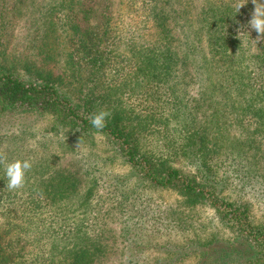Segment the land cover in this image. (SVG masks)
<instances>
[{
    "label": "trees",
    "instance_id": "1",
    "mask_svg": "<svg viewBox=\"0 0 264 264\" xmlns=\"http://www.w3.org/2000/svg\"><path fill=\"white\" fill-rule=\"evenodd\" d=\"M172 1L176 4L175 11L156 1L149 4V18L156 28L155 35L150 43L133 46L130 56L134 58L132 72L138 83L147 91L164 87L166 102H177L178 107L171 111L180 107L173 72L181 62L185 66L203 61L206 73L214 61L222 68L218 82L213 84L207 76L209 86L202 87V84L178 113L182 121L190 123L193 117L190 110L205 104L214 105L213 110L209 109L208 117L202 114L203 120L198 126L183 125L185 132L178 145L179 155L186 154L194 168L193 173L173 165L166 152L144 147L140 142L144 123L134 121L132 112L118 104L107 103L108 90L102 85V79L109 70V61L114 60L106 50L111 41V0H68V6L80 16L78 21L70 16L69 24L67 16L66 21L60 23L68 26L70 31V50L66 55L72 60L74 72L86 67L88 81L92 82L86 92H79L71 99L50 78L36 74L21 78L0 63V112L36 110L48 113L53 117L55 130L66 129L72 143L86 141L90 145L95 135H102L115 146L114 150L128 165V173L113 175L109 180L98 171L94 177L96 183L105 179L113 185L115 203L126 204L131 210V214L123 219L125 226L120 234L126 245L123 264H180L191 254L193 264H264V222L251 221L245 202L222 196L223 179L218 178L206 161L212 151L206 142L209 140L207 129L219 128V120L228 113L227 108L233 110L238 122L246 118L251 124H264V37L256 42L258 34L248 24L249 13L255 6L245 4L236 12L237 0H201L196 6L188 0ZM258 2L264 3V0ZM191 12H195L193 18L189 15ZM179 21L180 31L189 34L188 40L182 41L183 59L179 57L178 46L173 45L174 26ZM187 21L189 24L197 22L193 30ZM190 56L193 60L188 63ZM189 76L193 79L192 74ZM79 77L76 80L86 81ZM98 85L100 93L96 94L93 88ZM215 86L219 87L218 97H215ZM216 105L219 108H215ZM102 109L110 111L111 116L103 129H96L90 120ZM133 178L136 182L129 188ZM140 182L151 188L172 190L183 206H209L230 237L223 239L210 234L177 245H161L159 248L165 253L161 259L153 263L138 262L137 256L144 248L142 236L149 232L147 225L153 219L151 215L141 216L134 212L139 210L135 208L136 202L143 197L138 190L143 184L137 186ZM6 185L7 178L0 177V264H91L100 256L101 244L87 227L88 212L83 213L88 205L86 202H91L90 188L81 193L80 199L77 196L71 200L77 181L71 175L62 174H53L48 183L25 182L18 190H9ZM74 206L82 207L79 216ZM117 209L118 213L124 214L123 210Z\"/></svg>",
    "mask_w": 264,
    "mask_h": 264
},
{
    "label": "rangeland",
    "instance_id": "2",
    "mask_svg": "<svg viewBox=\"0 0 264 264\" xmlns=\"http://www.w3.org/2000/svg\"><path fill=\"white\" fill-rule=\"evenodd\" d=\"M67 1L62 2V5L65 2L62 9L61 0H0V63L21 78L34 74L50 78L60 91L74 99L79 92L84 94L92 82L88 81L86 67L74 72L72 60L66 55L70 50V31L68 26L60 23L66 21L67 16L68 24L71 23L70 16H74L75 21L80 16V13L77 14L74 8L68 6ZM155 1L175 11L176 4L172 0H111V41L106 50L114 60L109 61V70L102 79V85L108 90L107 103L118 104L132 112L134 121L144 123L140 134V142L144 147L166 152L173 165L184 172L193 173L194 168L186 154L179 155L178 145L185 126H198L203 120L202 114L208 117L209 109L213 110L214 105L205 104L199 109L190 110L193 116L190 123L182 121L178 113L183 111V103H187L185 101L189 100V96H195L202 84V87L209 86L207 76L213 84L218 82L222 68L214 61L206 73L203 61L185 66L181 62L173 72L181 102L179 109L173 111L172 108L176 109L178 104L166 102L164 87L147 91L143 84L138 83L132 72L134 58L130 54L133 46L148 44L155 35L156 28L148 12L149 4ZM188 2L196 6L201 0ZM240 2L237 0L235 4ZM246 4L254 6L251 1ZM253 10L251 8L249 14ZM189 15L193 18L195 12ZM180 22L174 26L176 31L173 45L175 48L178 46L179 57L183 59L182 41L188 40L186 37L189 34L184 35V31H180ZM196 23L188 22L189 27L192 26L190 29L193 30ZM192 60L190 56L188 63ZM73 63H76L75 59ZM191 74L193 79L189 76ZM77 77L86 78V81L76 80ZM99 88L100 85L93 88V91L100 93ZM218 89H214L215 97H218V93L220 96ZM216 107L219 108L218 105ZM226 110V114L219 120V128L207 129L209 140L206 142L212 151L206 161L218 178L223 179L222 196L228 200L245 202L251 221L263 223L264 124H251L246 118L238 122L233 110ZM84 142L72 143L66 129L56 131L53 117L48 113L36 110L0 112V150L7 154L9 162L16 159H30L33 162L32 169L26 173L27 183H48L53 174L71 175L77 181L76 192L71 195V200L77 196L80 199L81 193L90 188L91 202H86L88 205L83 213L88 212L87 227L96 234L102 250L91 264H123L126 261V245L120 234L125 226L123 219L125 215L131 214V210L126 204L119 206L115 203L116 189L113 185L106 183L105 179L96 183L95 177L100 171L111 180L113 175L127 174L129 168L114 150L115 146L102 135H95L90 145ZM0 177H6L3 165H0ZM135 182V178L131 179L128 187ZM140 184L143 186L138 190H141L143 197L136 202L135 208L139 210L134 212L141 216L151 215L153 219L147 225L149 232L142 236L144 248L137 256L138 262L153 263L161 259L165 255L159 248L161 245H177L210 234L223 239L230 237L209 206L186 207L172 190L151 188L144 182L137 186ZM74 207L79 216L82 207ZM117 208L123 210L124 214L118 213ZM193 263L194 257L191 254L180 264Z\"/></svg>",
    "mask_w": 264,
    "mask_h": 264
},
{
    "label": "clouds",
    "instance_id": "3",
    "mask_svg": "<svg viewBox=\"0 0 264 264\" xmlns=\"http://www.w3.org/2000/svg\"><path fill=\"white\" fill-rule=\"evenodd\" d=\"M251 2L255 7L248 24L257 32V42L261 37H264V3H259L258 0H251ZM246 3L247 0H241L236 5V12H239L240 8ZM110 116V111L102 109L92 115L90 123L96 129H103ZM0 165L4 166L5 176L8 181L6 187L9 190H18L24 187L26 173L32 169L33 162L30 159H16L9 162L7 154L3 150H0Z\"/></svg>",
    "mask_w": 264,
    "mask_h": 264
}]
</instances>
